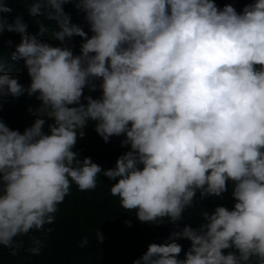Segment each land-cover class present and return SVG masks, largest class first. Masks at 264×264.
Returning a JSON list of instances; mask_svg holds the SVG:
<instances>
[{"label": "clouds", "instance_id": "clouds-1", "mask_svg": "<svg viewBox=\"0 0 264 264\" xmlns=\"http://www.w3.org/2000/svg\"><path fill=\"white\" fill-rule=\"evenodd\" d=\"M237 2L0 0V62L28 75L25 86L0 71V96L34 116L22 131L0 121L8 257L29 236L26 250L43 256L36 264L63 263L31 233L46 235L71 186L94 189L102 174L123 210L172 225L132 264H264V0L239 11ZM72 3L80 26L64 12ZM90 125L105 143L122 136L127 145L112 167L73 150ZM229 182L231 208L194 210L196 226L179 223L197 192L219 197ZM178 239L189 241L182 257Z\"/></svg>", "mask_w": 264, "mask_h": 264}, {"label": "trees", "instance_id": "trees-1", "mask_svg": "<svg viewBox=\"0 0 264 264\" xmlns=\"http://www.w3.org/2000/svg\"><path fill=\"white\" fill-rule=\"evenodd\" d=\"M11 3L22 2L28 4L31 0H6ZM233 4L234 8L239 11L244 4L250 3L251 0H237ZM69 15L70 22L80 26L84 21L82 11L72 3L70 8L64 11ZM12 16H14L12 14ZM11 20V17H7ZM57 26L56 23H53ZM74 37V36H73ZM73 37L66 41L71 45L74 53H78L79 48L72 44ZM81 41V38H80ZM58 44L56 39L52 42ZM4 52L0 50V59L6 58ZM15 64L13 68L0 62V71H8L16 76L18 82L27 86L28 76L22 66ZM86 94L93 96L98 95L96 92ZM25 96H28L27 94ZM34 102L36 108L39 101L35 96H28ZM14 102L10 95L0 96V121H3L9 128H15L22 131L24 127L31 124L34 116L30 112H23L18 104L13 106ZM45 131L47 127L45 125ZM85 135L78 137L73 150L79 153V156L90 157L98 163L102 169L112 167L116 157L127 150V145L121 146L122 136H112L105 143L101 137L94 131L90 125L84 129ZM109 181L102 174L97 178V185L91 190H79L75 184L71 186L69 193L63 201L58 204L55 213V221L46 224V235L41 232H32L31 235L41 236L43 247L46 250L63 253L64 264H132V260L139 257L150 242H161L167 237L172 225L163 220L159 223H146L137 219L134 211L123 210L118 202V198L110 194ZM217 204H222L231 208L233 198L231 196V184L227 185V190L219 197L205 196L200 198L197 192L193 198V207L186 208L183 218L179 223L183 225L188 223L190 226H196L202 219L194 210H205L211 212ZM125 221H130V225ZM99 229L103 239L99 243L96 241L95 232ZM108 232V235L105 233ZM105 235V236H104ZM88 237V244L80 247L81 237ZM19 243L15 259L8 257L12 249L0 246V264H36L35 258L38 254H32L26 249L29 246V236L19 238ZM177 243L181 245L180 256H183L184 250L189 246L186 239H178ZM227 251V250H224ZM60 263V264H63Z\"/></svg>", "mask_w": 264, "mask_h": 264}]
</instances>
